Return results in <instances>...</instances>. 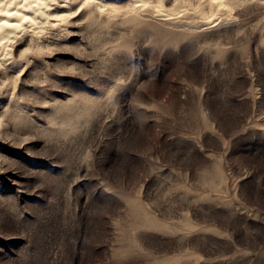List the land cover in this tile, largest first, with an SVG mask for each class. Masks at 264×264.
Instances as JSON below:
<instances>
[{"label":"rangeland","instance_id":"374dc122","mask_svg":"<svg viewBox=\"0 0 264 264\" xmlns=\"http://www.w3.org/2000/svg\"><path fill=\"white\" fill-rule=\"evenodd\" d=\"M140 1L5 47L0 264H264V0Z\"/></svg>","mask_w":264,"mask_h":264},{"label":"bare ground","instance_id":"6f19581e","mask_svg":"<svg viewBox=\"0 0 264 264\" xmlns=\"http://www.w3.org/2000/svg\"><path fill=\"white\" fill-rule=\"evenodd\" d=\"M87 1L90 3L91 6H94L96 8L102 10L108 8V4L106 3V0H87ZM143 1L147 2L146 0ZM52 2H55V0H0V67L2 66V64H4L6 60V58H4L5 53L7 51L5 47L6 46L8 47V45L13 42L11 38L13 36H16L15 35L16 33H19L23 28H25L26 24H32V25L35 24L45 25L46 23L48 24V22L50 21V17L53 14L50 11L51 10L50 6ZM210 2L215 4V8L230 7L228 6L229 2L226 3V1L224 0H210ZM207 5L208 7L210 6L209 3ZM91 10H93V8ZM212 12H214V10ZM213 15L214 14H212V16ZM9 39H10L9 43H6V41H8Z\"/></svg>","mask_w":264,"mask_h":264}]
</instances>
